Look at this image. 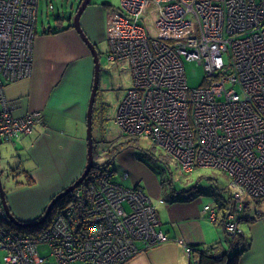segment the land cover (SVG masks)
I'll list each match as a JSON object with an SVG mask.
<instances>
[{
    "label": "built area",
    "instance_id": "obj_1",
    "mask_svg": "<svg viewBox=\"0 0 264 264\" xmlns=\"http://www.w3.org/2000/svg\"><path fill=\"white\" fill-rule=\"evenodd\" d=\"M120 1L109 13L107 57L130 63L133 86L116 123L130 138L161 147L183 174L198 167L227 173L226 210H203L230 234L242 232L246 205L264 196V0ZM37 5L0 0V142L32 133L42 120L34 110L14 115L17 102L5 94L7 83L32 75ZM148 14L157 15L155 33ZM185 60L204 65V84L189 87ZM113 175L110 167L92 168L47 228L32 235L12 228L0 187V264H51V257L56 264H122L168 241L148 193ZM39 244L49 246L48 256Z\"/></svg>",
    "mask_w": 264,
    "mask_h": 264
},
{
    "label": "crops",
    "instance_id": "obj_2",
    "mask_svg": "<svg viewBox=\"0 0 264 264\" xmlns=\"http://www.w3.org/2000/svg\"><path fill=\"white\" fill-rule=\"evenodd\" d=\"M89 9L94 14L100 12L98 22L85 20L83 23L81 18V25L98 48L102 39H106L104 30L107 31V28L102 17L103 10L99 6ZM87 11L88 7L85 12ZM94 14L92 20L95 18ZM89 16L91 13H88ZM60 24L64 25L61 22ZM94 72L95 65L90 48L77 30L69 27L57 34L37 32L32 75L5 85L7 99L17 102L14 115L23 116L36 110L42 116L32 133L10 141H17L15 149L19 158L26 152L22 167L28 170L34 181L29 187H35L38 181L43 184L41 189H37L38 194L34 197V200L41 199L39 206L34 205L32 196L25 197L24 200L21 197L15 201L13 194L6 193L15 216L32 220L42 215L52 198L72 184L83 172L88 158L87 113ZM100 115L101 112L95 109L94 105L93 121L96 117L100 122ZM115 146L117 144L109 143L105 153L113 150ZM128 148H121L114 157L115 161L119 159V164L126 168V173L121 179L127 180L129 177L131 186H141L148 193L158 212L159 229L163 230L169 239L141 250L122 264L197 263V249L204 250L212 245H217L218 249L213 253L214 256L230 252L234 241H231L221 220L211 221L203 210L204 205L209 203L190 190H184L182 193L172 191L164 197L161 196L163 189L155 174L138 163L135 152ZM20 151L23 152L22 155ZM108 157L106 155V158ZM112 171L114 173L116 168ZM27 194L30 195V192ZM153 197L160 198L159 204L153 201ZM228 199L229 197L221 195L213 205L221 207ZM249 208L251 210L246 214L244 212L242 218H245L240 224L244 244L238 247L237 258L230 264H264V199L248 204L245 211ZM191 246L196 249L190 254L188 248Z\"/></svg>",
    "mask_w": 264,
    "mask_h": 264
},
{
    "label": "rangeland",
    "instance_id": "obj_3",
    "mask_svg": "<svg viewBox=\"0 0 264 264\" xmlns=\"http://www.w3.org/2000/svg\"><path fill=\"white\" fill-rule=\"evenodd\" d=\"M80 2L81 0H40L37 19L38 32H41L44 27H47L48 25H55L58 22L63 23L65 26L68 24L73 25L74 16ZM51 4L54 6V9L49 8ZM93 6H99L103 10L102 17L105 27L107 28L109 13L119 9L121 7V1L91 0L88 5V11L84 12L82 15L83 23L85 20H90L91 23L98 22L100 12L94 14V12L89 9V7ZM88 13H91V16L88 17ZM58 14L63 17L60 21L56 20V15ZM92 14L95 16L93 20ZM145 20L151 33H155L157 15L148 14L145 17ZM104 32L106 36L108 31L104 30ZM98 45L101 63V80L95 109L99 110L101 115L99 117L100 122L97 121L96 117H94L93 121V153L95 163L101 164L105 160H108L106 158L105 148L109 145V143L112 145L121 144L127 137L124 136L121 124L120 126L117 125L115 120L118 106L125 97L128 89L133 86V74L130 63L127 60L110 61L108 59L107 52L109 45L106 39L103 38ZM184 64L189 87L195 88L202 85L206 76L204 65L198 64L196 60H185ZM16 144L17 141H14L13 143H0V171L2 172L1 177L3 186L8 195H14L13 199H15V201H18L21 197H23L24 200L25 197L32 196L34 205L39 206L42 203L41 199L34 200V197L38 194L37 189H41L43 184L41 181H38V184L32 188L29 187L30 185L25 184L28 181V177L22 172V166L25 161L24 157L26 156V152L23 153L20 151V155L23 153V156L22 158H19L18 152L15 149ZM128 150H133L136 154V160H139L138 163L142 164L146 169L151 170L155 174L157 182L163 189V192H161V196L163 197L170 194L172 191L182 193L184 190H190V192H195L200 196V198L211 205L216 204V198H219L221 195L229 197L227 185L230 182V177L227 173L220 169L213 167H199L190 174H183L180 171L179 163L174 158L167 155L159 146L155 145L152 148L147 146L145 142L138 141L134 146H129ZM147 151L150 153L148 152V154ZM119 163L120 161L117 159L110 164V167L112 168L111 170H115L116 168L112 179L124 186L131 187L132 181L129 177L127 180L121 179V177L126 173V168ZM17 165H20L19 171H13L12 168ZM28 192H30V195L27 194ZM159 200L160 198L153 197V201L155 203L159 204ZM220 200L224 201L222 198H220ZM204 201L202 202L203 204ZM250 210L251 208L245 211V214ZM229 236L231 237V235ZM39 251L44 256H48L50 254V248L47 244H39ZM49 262L51 264H56L53 257L50 258Z\"/></svg>",
    "mask_w": 264,
    "mask_h": 264
},
{
    "label": "water",
    "instance_id": "obj_4",
    "mask_svg": "<svg viewBox=\"0 0 264 264\" xmlns=\"http://www.w3.org/2000/svg\"><path fill=\"white\" fill-rule=\"evenodd\" d=\"M90 2L91 0H81L80 5L75 13L74 20H73L74 29L77 30V32L80 34L82 39L86 42V44L90 48L92 55H93V59H94V65H95L94 82H93V87H92L91 96L89 100L88 113H87V142H88L87 163L81 175L76 180H74L72 184L67 186L62 192L58 193L50 201V203L48 204L46 210L44 211L42 215H39L37 216V218L32 219V220L17 218L14 215L8 203V199L6 197V191L3 186L1 172H0V187H1V194L3 197V204L5 207V210L7 212L8 217L12 221V223L20 227H32V226H38V225L43 224L48 218V216L50 215V213L53 211L56 204L59 203L64 197H66L74 188L80 185V183L87 177L90 170L96 166L95 157L93 153L94 139H93V125L92 124H93L94 105L97 99V94H98V90L100 87V80H101L100 52H99V49L97 48L96 43L91 40V38L86 34V32L84 31L81 25L82 15L85 12L88 5L90 4Z\"/></svg>",
    "mask_w": 264,
    "mask_h": 264
},
{
    "label": "trees",
    "instance_id": "obj_5",
    "mask_svg": "<svg viewBox=\"0 0 264 264\" xmlns=\"http://www.w3.org/2000/svg\"><path fill=\"white\" fill-rule=\"evenodd\" d=\"M39 4H40V0H38V5H37L38 13H39ZM50 6H49L50 9H54V6H53V8H51ZM62 18L63 17L60 14L56 15V20L57 21L62 20ZM37 19H38V15H37ZM37 19H36L35 27H34V33L35 34H37V32H38V29H37ZM69 27H73V25L72 24H68V25L64 26V25L60 24V22H58L55 25H48L47 27H44L41 32L44 33V34H57V33H60V32H62L64 30L68 29ZM204 81H205V78H204ZM202 84H204V82ZM123 133H124V136L125 137L127 136L125 138V141L122 142L121 144H117V146H115V148H114L115 151H113L114 149L113 150H108V152L105 153L107 156H109L107 158L108 160H105L101 164H96V166H100V167H110V165H108V163H110V162L112 163V161H114V157H115L116 153L121 148L129 147V146L132 147V146H134L138 142L137 139L130 138L124 131H123ZM23 136L24 135H22L21 137H23ZM14 139H17V138H14ZM13 140H11V141H13ZM2 142H10V141H2ZM2 142H0V143H2ZM148 152L149 151H147V153ZM151 154H152V152H151ZM19 166L20 165H17L16 167L12 168V170L13 171H19V169H20ZM22 172L25 173L27 175V177H28V181L25 184L26 185L33 184L34 183L33 178L31 177V175L28 172V170L23 169ZM1 174H2V172H1ZM184 174H190V173H184ZM193 193H195V192H193ZM262 199H264V196L263 197H259V198H255L252 202H257L258 203ZM63 201H66V197H64L58 204H56V206L59 205ZM227 201L228 202H226L223 206L220 207L221 210H224V209L226 210L225 207H227V205L231 202L230 196H229V199ZM247 207L248 206L246 205V208ZM224 213L226 214V212H224ZM53 214H54V211H52L50 213V215L48 216V218L46 219V221L43 224H41V225L32 226V227H20V226H18L16 224H12V228L14 230L18 231L19 233H22V234H30V235H32V234L39 233L40 231H43L45 228H47V226L49 225V223L51 222V220L53 218ZM17 218H19V217H17ZM226 232L228 233V235H231V241H234L233 244H232V248H231L230 252L227 251V252H225L223 254H219V255H215L214 256L213 253H215L216 250H218L217 249V245H212L210 248H207V249H204V250L198 248L197 250H198V257H199L198 260L199 261L197 263L192 262L191 264H193V263L194 264H230V262L232 263L234 260H236L237 254L239 253V251L237 249H238V247H240L241 245L244 244V240H243V237H242V233L240 232V233H237V234H230L228 231H226ZM195 249L196 248L194 246H191V251L192 250H195ZM217 256H219V257L217 258Z\"/></svg>",
    "mask_w": 264,
    "mask_h": 264
},
{
    "label": "flooded vegetation",
    "instance_id": "obj_6",
    "mask_svg": "<svg viewBox=\"0 0 264 264\" xmlns=\"http://www.w3.org/2000/svg\"><path fill=\"white\" fill-rule=\"evenodd\" d=\"M6 197H7V196H6ZM52 199H53V198H52ZM46 208H47V207H46ZM45 210H46V209H45ZM45 210H44V211H45Z\"/></svg>",
    "mask_w": 264,
    "mask_h": 264
},
{
    "label": "bare ground",
    "instance_id": "obj_7",
    "mask_svg": "<svg viewBox=\"0 0 264 264\" xmlns=\"http://www.w3.org/2000/svg\"><path fill=\"white\" fill-rule=\"evenodd\" d=\"M34 55V54H33Z\"/></svg>",
    "mask_w": 264,
    "mask_h": 264
}]
</instances>
